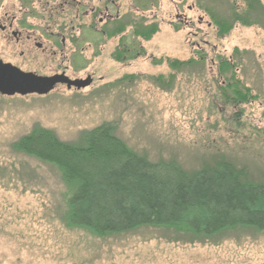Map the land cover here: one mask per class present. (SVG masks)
<instances>
[{
    "label": "rangeland",
    "instance_id": "1",
    "mask_svg": "<svg viewBox=\"0 0 264 264\" xmlns=\"http://www.w3.org/2000/svg\"><path fill=\"white\" fill-rule=\"evenodd\" d=\"M174 1L154 5L159 30L148 42L141 40L138 58L117 62L111 56L117 43H107L98 57L79 62L86 69L66 74L91 77L89 86L60 85L45 96H0V264H264V232L249 229L195 242L166 228L142 227L104 238L70 228L58 169L12 148L39 129L73 142L85 131L109 125L128 149L151 163H173L192 173L225 162L244 181H264V0H250L248 13L238 14L244 25L223 39H212L213 31L204 28L208 42L196 41L201 53L187 41L188 29L167 24L174 18ZM234 1L239 9L245 5ZM192 3L199 5L189 15L194 20L205 8L220 16L230 9L220 0H186L179 7L185 11ZM150 13L139 24L141 35L150 30ZM224 60L232 61L234 79L229 72L220 76ZM190 61L176 70L169 64ZM59 63L68 65L31 53L22 65L48 76ZM232 79L252 98L234 104L233 90H225Z\"/></svg>",
    "mask_w": 264,
    "mask_h": 264
},
{
    "label": "trees",
    "instance_id": "2",
    "mask_svg": "<svg viewBox=\"0 0 264 264\" xmlns=\"http://www.w3.org/2000/svg\"><path fill=\"white\" fill-rule=\"evenodd\" d=\"M192 62L169 64L176 70ZM233 69L223 62L219 74L233 78ZM233 79L225 87L233 90V103L251 99V91L238 89ZM12 148L58 169L67 190L66 225L97 237L142 227L166 228L195 242L235 229L264 232V181L242 180L229 163L192 173L173 163H151L128 149L109 125L85 131L73 142L39 129Z\"/></svg>",
    "mask_w": 264,
    "mask_h": 264
},
{
    "label": "flooded vegetation",
    "instance_id": "3",
    "mask_svg": "<svg viewBox=\"0 0 264 264\" xmlns=\"http://www.w3.org/2000/svg\"><path fill=\"white\" fill-rule=\"evenodd\" d=\"M185 1L172 2L175 14L173 21L167 24L188 29L185 37L187 41L195 42V50L200 53L201 46L196 41L206 44V31H213L214 40L225 38L234 28L244 25V21L238 18L239 11L247 14L251 7L250 0L242 1L245 3L242 9L234 0H220L222 5L230 8L226 9L225 15L213 14L205 8L202 11L204 14L194 20L189 15L198 11L199 5L192 3L183 11L179 6ZM157 4L158 0H0V68L36 79L65 77L71 81H83L70 79L66 74L72 68L73 71L86 69V65L79 62L87 57H98L100 48L103 49L107 43H117L111 54L117 62L130 61L140 56L143 49L140 46L141 40L148 42L159 30L154 28L156 15L153 10ZM148 11L151 12L147 16V19H151L148 25L150 30L141 35L139 24ZM197 52L193 51L192 58L197 56ZM31 53L61 58L68 65L60 67L59 63L51 75L41 76L37 71L22 65ZM203 57L199 54L198 58ZM223 62L232 64V61L224 60L219 63V69ZM87 79L92 82L91 77ZM60 85L67 89L65 84L57 83L52 90Z\"/></svg>",
    "mask_w": 264,
    "mask_h": 264
},
{
    "label": "water",
    "instance_id": "4",
    "mask_svg": "<svg viewBox=\"0 0 264 264\" xmlns=\"http://www.w3.org/2000/svg\"><path fill=\"white\" fill-rule=\"evenodd\" d=\"M90 79L71 81L65 77H52L48 79H36L29 75H18L7 69L0 68V95L12 97L16 94L25 96L36 94L47 95L55 84H65L67 89L71 87L80 90L90 85Z\"/></svg>",
    "mask_w": 264,
    "mask_h": 264
}]
</instances>
